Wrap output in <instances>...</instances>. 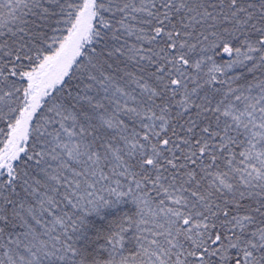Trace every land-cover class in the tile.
Returning <instances> with one entry per match:
<instances>
[{
    "label": "snow or ice",
    "instance_id": "snow-or-ice-1",
    "mask_svg": "<svg viewBox=\"0 0 264 264\" xmlns=\"http://www.w3.org/2000/svg\"><path fill=\"white\" fill-rule=\"evenodd\" d=\"M0 264H264V0H0Z\"/></svg>",
    "mask_w": 264,
    "mask_h": 264
}]
</instances>
